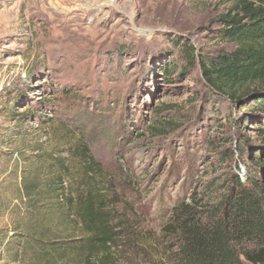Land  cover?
<instances>
[{"label":"rangeland","instance_id":"1","mask_svg":"<svg viewBox=\"0 0 264 264\" xmlns=\"http://www.w3.org/2000/svg\"><path fill=\"white\" fill-rule=\"evenodd\" d=\"M233 3L0 0V264H81L52 242L86 237L75 210L94 190L116 264H172L175 210L264 161V116L244 122L198 64L234 50L218 20Z\"/></svg>","mask_w":264,"mask_h":264},{"label":"trees","instance_id":"2","mask_svg":"<svg viewBox=\"0 0 264 264\" xmlns=\"http://www.w3.org/2000/svg\"><path fill=\"white\" fill-rule=\"evenodd\" d=\"M218 20L221 37L235 48L202 54L198 58L202 78L211 90L241 104L244 122L251 112L264 116V0H234ZM162 69L170 75L173 67L165 64ZM250 84L255 86L246 88ZM255 151L253 156H259L260 149ZM248 159L245 179L234 174L217 203L200 210L189 206L175 210L178 240L172 264H264V161ZM78 201L75 211L86 237L52 244H73L83 252L81 264H116L119 233L103 197L94 190Z\"/></svg>","mask_w":264,"mask_h":264}]
</instances>
